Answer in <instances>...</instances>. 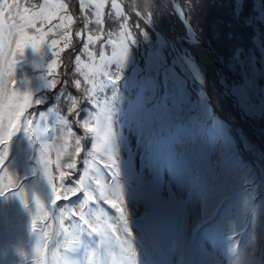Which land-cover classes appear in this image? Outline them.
<instances>
[{"label": "rangeland", "instance_id": "rangeland-1", "mask_svg": "<svg viewBox=\"0 0 264 264\" xmlns=\"http://www.w3.org/2000/svg\"><path fill=\"white\" fill-rule=\"evenodd\" d=\"M182 1L185 2L188 0ZM215 1L216 5L219 6L220 0ZM45 2H53L56 6V12L51 18V22L54 27V32L56 33L55 36L58 37V39L56 42L51 43L52 50L51 53L47 55L49 63L46 64L44 70H39L25 61H17L20 52L18 42L24 38H20L21 33L16 27L17 24H15L14 20L12 22L10 12L12 0H9V2L8 0H0V106L1 102L4 101L9 94L8 86L13 75L17 77V81L25 80L26 82L20 86L19 90L20 95L23 97V112L27 111L38 102L53 99V104L61 101H68L69 105L66 107V111L68 113H73L74 109L81 101V96L89 95L92 90L93 81L91 77H88V65L86 63L92 57L93 50H98V52H100L106 49L107 52L114 37L119 41H125L134 45L136 51L141 52V58L146 62H149L152 57L144 52L149 49L150 43H165L171 55L176 57L202 58L203 55L210 59L208 51H211L216 57H224L229 61L230 58L223 54V49L217 46L223 45L222 41L229 40L230 43L235 42L236 46L241 44L244 40L236 39L237 37L234 32L228 33L227 31L229 29L240 28L245 22L251 24L256 16L260 14V12H257L256 15H253L252 12H236L229 21H226L220 16L219 12H224L231 2L227 4L223 3V6L217 12H196L199 3L201 5H207L209 4V0H190L185 4V8L190 13H186L194 22L196 29L200 33L202 40V44H200L193 41L190 29L184 22L180 12H177L173 5L165 1L155 3L153 5L154 12H121L117 0H45ZM21 3L22 7L27 6L26 0H22ZM245 4L246 3H244V5ZM229 23H232L231 27H229ZM37 39L39 43L41 36H38ZM13 44L17 45L16 51L12 58L7 60ZM36 45V42L33 41L32 47ZM155 54L156 52L154 55ZM107 56H109L108 53L105 54V57ZM230 57H234L235 60H231V64L226 63L225 65L227 77L231 78L234 87L242 85L246 79L244 76L247 74L239 64L238 57L235 54H231ZM96 62L99 63L100 60L96 59ZM206 70L205 68L200 77L191 78L190 86L194 89L200 88V93L203 92L202 90L209 92L208 83L210 80L218 83L216 72L206 74ZM74 87L77 91L73 90ZM134 92L135 89L133 90V93ZM37 93H43L45 97L43 99H36ZM183 96L185 101H190L192 99V90L188 88V90L183 93ZM19 103H21V100H13V107H9L5 115L0 118V124H6V127H9L13 123L14 118L12 116V109L15 110ZM172 103V96H166L163 103L159 102L155 106L151 103H147L145 105L146 111L142 110L139 112L140 117H138L136 111H133L131 117H128L125 113H122L121 109L117 110L114 108L115 111L112 114L114 123L113 134L116 138L112 141L114 148L113 163L124 164L123 167L119 166L121 174L116 168H113L114 166L111 161L104 160V164H109L110 173L115 175V177L121 178L117 183V192L110 190L105 198L108 199L109 203H114L115 206L123 207L126 214L139 216L144 218L146 222L151 221L153 225H156L158 229L154 228V235L153 237L149 236L148 240H153L152 250L159 251L164 255H166L167 246L171 242L177 246L179 251H186V249L190 247L189 241L176 240V232L178 228L185 229L188 232L192 230L198 218V206L201 203L200 197L188 193V189L195 183L194 179L196 176H199L200 171L193 166L195 160L194 162H190L187 160L186 156H183L185 148L192 150V146L185 144V148L181 146L179 149L178 147L176 142V137L180 134L178 132V120H174L177 130L170 129L172 125L168 121V116H170L171 113L174 114L170 107ZM179 103L180 101H177L175 104ZM121 104L123 105V99H121ZM260 107H262V110L264 109L262 103L258 101V104L253 109L254 112H256L252 115L253 119L262 115L258 111ZM160 110L163 111L162 117L156 114ZM151 116L154 118L147 121ZM133 120L134 126L131 128L129 122ZM219 122V136L222 137L225 146H227L228 138L225 137L227 130L225 124L221 122V120ZM157 123L162 125L166 130L171 131V133L168 135L165 131L161 130V128H157L159 127L155 126ZM144 124L147 125L145 126ZM236 124L239 128L241 126L246 127L243 122H237ZM200 125L201 123H198L197 127ZM119 132L122 133L121 138L119 137ZM19 135L20 133L17 132L14 137L17 138ZM146 135H151L152 137L156 136L158 138L161 137V135L167 136L162 139V144H166L167 149L161 147V150L167 153L164 159L163 154L160 158L158 154H155V156L150 155L149 161L140 166L141 157L143 160L145 159L143 155L145 150L142 147V143L149 144V147L155 144V142L147 141ZM181 135L186 138L189 137L185 134ZM244 136H247V133ZM31 139L35 152L37 139L34 134ZM194 139L195 138L192 136L191 140ZM218 140L219 138L215 140V143L217 142L219 145ZM137 142L142 143L136 144ZM202 145H204V142H202ZM204 147L206 148L205 151H208L209 145ZM219 147L220 146H218V148ZM5 148L8 149V157L5 161L0 160L1 184L7 182L9 178L11 181L17 178L16 182L18 183L21 163L20 156L23 159L22 167L26 168L28 171L31 170L27 166L24 154H19L18 157L15 155L17 151L12 141L0 144V154ZM34 152L30 153L33 155L32 158H36ZM46 156L49 157L51 154L48 152ZM195 156L199 157L196 160L197 164L203 162L207 158L205 154H195ZM209 156L215 162H218V159L222 158V156L217 155L216 147L213 152L209 153ZM153 158H156L158 161L154 162L152 160ZM200 158H202L203 161ZM160 162H162V167H160ZM43 163L44 158H41L39 165L42 171L45 172L48 170V167ZM166 167H169L172 178L168 172H162L163 168ZM174 168L177 171V180H174L177 178L176 174L173 172ZM219 169H221V167L219 168L218 166V176L221 175ZM198 181L199 187L204 190L207 188L209 193L206 206L202 208V220L205 219V222H211L212 230L220 228L226 231H223L224 234H230L236 227V223L224 219V216L229 214V211L222 207L224 195H210L212 189L207 186L210 182L203 178ZM225 181L226 179H221L219 183H224ZM219 183L214 182L216 186H218ZM231 183L232 181L230 184ZM63 185L64 188L67 189L65 194L73 195L78 193V189L75 185H67L64 183ZM199 187L196 189H199ZM27 189L28 186L26 184L17 192L8 196V204L0 210L2 226L1 239L9 243H14L16 246L22 243L18 238H16L15 242L12 241L13 236L19 235V227L17 226L19 219L17 215V203L24 201L34 207L37 205V201H40L38 196L33 192L26 193ZM226 189L228 190L230 199H233L235 196L232 195L231 186L228 185ZM128 194L134 204H130L128 201ZM237 199H241V197ZM225 201H227V199H225ZM139 202H141L140 205ZM163 202H168L171 207L178 209L174 215L167 218L169 225L171 224L170 226L164 225V216H159V214H155L152 210H145L152 206L161 209L164 206ZM224 204L227 205V203ZM228 209L232 211V206ZM97 210V216L100 219L97 222L98 225L116 224V216L112 215L106 208L102 210L98 208ZM166 213L168 214L169 212L167 211ZM167 227L169 228L167 229ZM133 232L136 237L140 236L142 233L141 230L136 229H133ZM219 234H221V232L217 233V235ZM208 235H210L208 224H204L199 232L195 234V241L198 242L199 248L201 249V261L197 264H223L222 251H226L230 247V244L225 243L231 240L233 235H230V238L222 239V243L225 246L223 250L213 249L210 243V236ZM185 237L184 233H180L181 239H185ZM74 238H79V236H74ZM63 245L73 249L75 243L74 241H66ZM7 249L8 245L5 242H0V256H3V253H6ZM240 251V245H236L234 241L232 250L226 254L225 264H235L234 260L236 259V254L237 252L239 254ZM188 254L194 264L197 254L193 255L191 252ZM248 254H250L252 258L255 257L254 253H251L249 250ZM183 256L184 260H186V256ZM37 257L39 260H42L39 253H37ZM3 259L5 260V258ZM19 260H22V255ZM243 262H246V260H241L240 257L239 264ZM92 264L95 263L93 262Z\"/></svg>", "mask_w": 264, "mask_h": 264}, {"label": "trees", "instance_id": "trees-1", "mask_svg": "<svg viewBox=\"0 0 264 264\" xmlns=\"http://www.w3.org/2000/svg\"><path fill=\"white\" fill-rule=\"evenodd\" d=\"M105 1V0H103ZM118 4L120 7H124L132 12H153L152 11V0H117ZM184 6V5H183ZM223 6V1H219V6L216 5V1H211L210 9L208 12H211V9H215L216 11H219L221 7ZM233 12H248L247 7L243 4H237L236 2H231L227 8L225 9L224 12H219L220 16L226 20L229 21L235 14ZM258 12L264 17V6L258 7ZM190 13V12H187ZM16 18L19 19L18 21L15 22L17 24V28L20 31L21 35L20 38H24L23 40H19L18 46L20 48L19 52V57H18V62L25 61L29 64V56L31 55V48H32V42H38L37 37L41 36V39L39 41V45H46L48 44L54 35V27L52 25V22L46 20V21H39L35 18L34 14H27L24 17L21 16L20 14H16ZM232 26V23H229V27ZM253 27V22L251 24H248V22H245L243 26L240 28L228 30V33L234 32L236 33V39L239 40H244L242 43H245V41L252 40L257 37L256 34H247L248 29H251ZM24 42V46L21 49V44ZM37 44V43H36ZM223 45H218L217 47L223 49V54L227 57L230 58L231 56V47L234 48V42L230 43L229 41H222ZM158 44L150 43L149 44V49L145 51V53L148 55H151L155 48L157 47ZM259 54L258 52H255ZM249 55H252L250 52ZM260 55V54H259ZM245 57L247 58V52L245 51ZM94 62H96V54L92 53V57L88 60L86 64L88 65H93ZM101 62V60H100ZM125 71V72H124ZM130 67H120L118 70V75L114 78V80H122L123 79V73H129ZM227 76V74H226ZM246 77L244 83L242 85L238 86H233L231 78L227 79L231 83V90L232 93L237 95L238 98L240 99L241 102H243L247 97L248 94L250 93V89L252 86L259 81V77L256 74H250ZM92 81L94 82L95 85L101 86V82L98 79L97 76L92 77ZM25 83V80L23 81H17L16 77V84L15 88H19L22 84ZM166 87L170 90L171 94H173L174 98L177 97V95L182 94L181 87L174 86L171 87L169 84L166 85ZM193 90L199 95L200 93V88L199 89H194ZM208 97V100L212 106V110H214V116L211 120V124H213V119L220 118V119H227L228 116L235 110L234 106L232 105L231 100L229 99L226 102L225 98H228L222 93L221 87L218 84H215L214 86H209V92H206L202 90ZM54 94V93H53ZM86 97V95H84ZM83 96V97H84ZM88 96V95H87ZM93 98H96L95 95H92ZM225 97V98H224ZM159 102L158 99H155V103L157 104ZM60 104V105H59ZM63 103H58L59 106H62ZM69 102L65 104L67 106ZM68 121V117L63 113L59 119L58 122H66ZM226 121V120H225ZM35 124V123H34ZM37 125V124H35ZM6 124H0V137L5 136L6 130H2V128L6 127ZM16 129L14 128L12 132L14 133ZM24 131L21 132L23 135V146H22V151H24L26 154H29L31 151H33V141H32V135L34 134V131H36V128L33 126H28L27 124H24ZM202 131L204 133L208 132L206 128H203ZM216 134V131H213V135ZM187 136H189V133H187ZM37 149L38 144L35 146ZM28 193V190L27 192ZM27 202L20 201L17 203L19 207H22L25 205Z\"/></svg>", "mask_w": 264, "mask_h": 264}, {"label": "clouds", "instance_id": "clouds-1", "mask_svg": "<svg viewBox=\"0 0 264 264\" xmlns=\"http://www.w3.org/2000/svg\"><path fill=\"white\" fill-rule=\"evenodd\" d=\"M22 1V0H21ZM25 1V0H24ZM27 1V6L28 7H31V6H34V5H38L39 3H47L45 2V0H26ZM168 2L169 4L173 5L174 8L176 9L177 12H180L184 22L187 24L188 28L190 30H195L198 37L200 38V41L201 40V36H200V33L199 31L196 29V26L194 24V22L188 17L187 13V9L185 8V4H187L190 0L188 1H185L183 2L182 0H152V11L154 12L153 10V5L157 2ZM223 3H229V2H232L231 0H222ZM244 3H246L248 0H241ZM52 3L54 6L55 4L53 2H50ZM184 5V6H183ZM210 5H211V0H209V4L207 5H201L200 3L198 4L197 8H196V12H208V10L210 9ZM120 11L121 12H132L124 7H120ZM211 12H217L215 9H211ZM234 14H236V12H233ZM210 58L212 60H217V57L215 55H209ZM88 77H89V73H88ZM57 150L59 151H63V149H60L58 148ZM253 194L252 193H249V197L252 196ZM248 201V198L246 197L245 198V203ZM250 264H264V258H253L251 261H250Z\"/></svg>", "mask_w": 264, "mask_h": 264}, {"label": "snow or ice", "instance_id": "snow-or-ice-1", "mask_svg": "<svg viewBox=\"0 0 264 264\" xmlns=\"http://www.w3.org/2000/svg\"><path fill=\"white\" fill-rule=\"evenodd\" d=\"M36 43L38 44V42H36ZM23 46H24V42H22V44H21V49H22ZM13 123H15V122H13ZM13 134L14 133L11 131V129H9L6 132V134H5V141L10 140ZM7 154H8V149L5 148L3 150V153L0 154V156H2L3 159H5L7 157ZM9 183H11V179L10 178H9ZM5 187H7V185H5ZM37 208H38V210L42 208V205H40L39 201H37ZM40 218H42V217H40V216L34 217V219H33V229H35V227H36V219H40ZM45 235H47V233ZM37 250H39V246L37 247Z\"/></svg>", "mask_w": 264, "mask_h": 264}, {"label": "bare ground", "instance_id": "bare-ground-1", "mask_svg": "<svg viewBox=\"0 0 264 264\" xmlns=\"http://www.w3.org/2000/svg\"><path fill=\"white\" fill-rule=\"evenodd\" d=\"M2 23V22H1ZM5 26V25H4ZM2 27V26H1ZM5 33V32H4ZM148 181V180H147ZM160 216V215H159ZM163 222V221H162ZM176 224V223H175ZM163 225V224H162ZM171 225V224H170ZM169 225V226H170ZM159 226V225H158ZM161 226V225H160ZM163 227V226H162ZM160 228V227H159ZM166 228V227H165ZM168 228V227H167ZM162 230V229H161ZM163 232H164V230H163ZM161 234V233H160Z\"/></svg>", "mask_w": 264, "mask_h": 264}, {"label": "water", "instance_id": "water-1", "mask_svg": "<svg viewBox=\"0 0 264 264\" xmlns=\"http://www.w3.org/2000/svg\"><path fill=\"white\" fill-rule=\"evenodd\" d=\"M225 88L228 90V86L227 85H225Z\"/></svg>", "mask_w": 264, "mask_h": 264}]
</instances>
